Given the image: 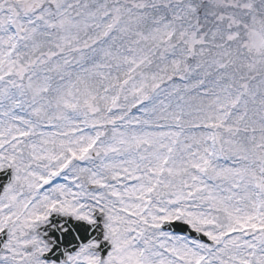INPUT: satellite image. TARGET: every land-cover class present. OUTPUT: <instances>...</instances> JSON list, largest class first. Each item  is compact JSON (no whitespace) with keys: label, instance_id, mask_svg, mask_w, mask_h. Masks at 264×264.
Returning <instances> with one entry per match:
<instances>
[{"label":"snow or ice","instance_id":"6c2138e0","mask_svg":"<svg viewBox=\"0 0 264 264\" xmlns=\"http://www.w3.org/2000/svg\"><path fill=\"white\" fill-rule=\"evenodd\" d=\"M0 264H264V0H0Z\"/></svg>","mask_w":264,"mask_h":264}]
</instances>
